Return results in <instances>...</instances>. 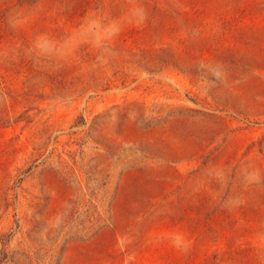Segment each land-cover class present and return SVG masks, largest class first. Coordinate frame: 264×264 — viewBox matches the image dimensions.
<instances>
[{"label":"rangeland","instance_id":"obj_1","mask_svg":"<svg viewBox=\"0 0 264 264\" xmlns=\"http://www.w3.org/2000/svg\"><path fill=\"white\" fill-rule=\"evenodd\" d=\"M0 264H264V0H0Z\"/></svg>","mask_w":264,"mask_h":264}]
</instances>
